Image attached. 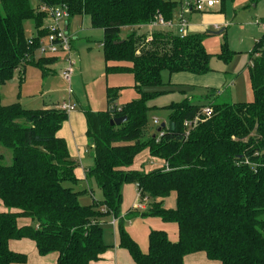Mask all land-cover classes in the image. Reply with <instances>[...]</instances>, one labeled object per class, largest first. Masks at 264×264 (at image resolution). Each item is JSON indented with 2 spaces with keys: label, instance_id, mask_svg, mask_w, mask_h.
<instances>
[{
  "label": "trees",
  "instance_id": "1",
  "mask_svg": "<svg viewBox=\"0 0 264 264\" xmlns=\"http://www.w3.org/2000/svg\"><path fill=\"white\" fill-rule=\"evenodd\" d=\"M227 1L221 0L222 8ZM257 1V0H256ZM48 5L67 4L70 17L88 14L92 26L104 30L106 72H131L139 98L115 102L120 87H108V107L84 109L87 136L91 139L94 177L103 192L101 200L82 204L74 185L78 163L67 141L57 132L68 119L59 107L28 109L21 102L2 103V86L17 69L47 65L55 57H33L47 14L30 0H0V143L10 148L11 164L0 154V201L14 211L0 210V264L24 263L27 255L10 248L11 239L31 238L39 254L58 252L57 264H90L109 248L101 219L112 214L119 221V246L129 251L135 264H185L188 254L204 251L213 264H264V35L251 56L254 98L248 102L212 100L213 114L186 135L185 121L207 104L189 99L172 102L168 122L161 131L149 132V101L166 92L162 72L212 71V53L205 34H178L153 29L122 37L125 26H149L158 16L172 20L174 0H39ZM33 20L37 33L28 38L25 22ZM121 41V42H120ZM256 53L259 55L254 56ZM234 56L224 43L219 57L229 63ZM127 116L120 125L112 118ZM163 158L166 165L144 171L130 169L145 149ZM138 184L150 203L145 215L176 222L177 241L168 232L152 229L149 249L126 230L121 216L123 185ZM68 183V184H67ZM177 193V207L166 208L163 198ZM30 217L35 224H19Z\"/></svg>",
  "mask_w": 264,
  "mask_h": 264
},
{
  "label": "rangeland",
  "instance_id": "2",
  "mask_svg": "<svg viewBox=\"0 0 264 264\" xmlns=\"http://www.w3.org/2000/svg\"><path fill=\"white\" fill-rule=\"evenodd\" d=\"M30 1L35 7L40 4L39 0ZM177 1L179 3L182 2L184 6L187 7V2L193 0ZM178 7L179 5L177 4L176 10ZM195 13L198 12L195 11ZM207 15H222L224 18L223 22L227 20L229 21V25L223 33H218L223 27L221 29H215L214 26L199 32L205 34L204 40L206 41L207 48L213 54L211 58V67L223 71L225 74L230 71L232 73V79L238 78L237 85L233 88V91L237 90V93L235 96L233 94V98L238 102L247 101L248 99L246 96L249 89L248 87L247 89L245 88L246 84L244 87V77L246 75V70L253 64L251 53L255 49L257 41L260 40L264 34L262 26L258 23V21L264 17V0H257L255 2L252 0H229L224 8H222V5H218L215 11L208 12ZM190 16L191 13L186 14L185 19L188 20V22L191 20ZM180 19V17L175 19V24L173 26H154V29L171 30L178 34H184L185 31L180 30ZM69 20L70 28L68 34L69 39H71V51L68 52V50L59 47L56 53L48 54V56H46V54H41V52L36 50L33 57L35 56L37 60L41 57L56 58L55 62L47 65V67L51 66L53 70L44 76L42 69L35 64L26 65L25 74H23L20 69H17L13 78L6 82L1 88L3 91V104L8 105L15 102H21V104L28 109H38L47 106L61 108L64 102L70 103V100H72L77 109L91 108L93 110H99L107 107L108 87H120L116 101L119 106L123 103L139 98L140 93L135 88L133 73L106 72L107 63L104 59L102 47L104 30L102 28L93 27L91 17L88 14H77L70 17ZM50 22L51 18L46 17L44 25L47 26ZM62 25L65 27L66 21H63ZM132 27V29L136 30L139 34L148 33L150 30V27L146 25ZM25 33L28 38H33L37 33L33 20H27L25 22ZM127 34H129V32L126 31V29L121 32L122 37H125ZM224 43H227L229 49L234 53V56L229 63L219 57V52L222 50ZM70 56L72 57L71 61H69ZM254 56H257V54ZM71 62L75 63L73 65V72L71 73L70 79L67 80L64 76L69 69ZM109 64H116V62ZM48 69L50 68L48 67ZM242 74H244V76ZM169 77L170 73L165 70L162 74L164 82H168ZM164 87H169V85H165L163 88ZM225 90L227 91V87ZM3 94L5 98L3 97ZM191 94H194V91H188V95L191 96ZM185 96L186 94L184 92L175 89V92L172 91L170 95L164 96V98L169 100L168 102H171V100H181ZM229 96V92L227 91L223 95L217 96L216 100L218 102H231ZM193 101L196 103H204L207 99L205 97H197L193 99ZM148 114L149 132L146 135V138L158 133L159 125L168 122L170 110L166 108L162 110L155 109L150 110ZM155 119H160L159 125L154 123ZM89 143V150L92 151L91 139L89 140ZM0 154L4 156L3 162L5 164L12 163V150L1 143ZM138 157L139 158L136 156L133 164L129 168H136L145 171L148 166L153 164V160L155 159L149 154V152H146V150L139 153ZM91 178L92 179L89 182L81 180L77 185H74L77 189H86V192L82 193L79 198L82 204L90 205L93 204L98 197H103V192L97 184L96 179L94 177ZM90 187L94 188L93 191ZM123 191L124 197L121 206V216L124 218L125 228L139 240V244L147 242L149 249V234L148 236L147 233L144 234L143 228L146 226L148 228L149 224L153 228H156L157 221L163 220L159 216L145 215L143 212H146V210H141L136 207L135 202L138 199V187L136 183H125L123 185L122 192ZM163 200V205L166 208H176V191H172L170 195L163 198ZM0 210L14 211V209L6 207L1 201ZM125 216L127 218H125ZM113 220L114 216L112 214H106L101 219L104 228V240L109 247H113L117 236H119V221L117 220V224L114 225ZM30 222L31 224H35V221L32 219H30ZM168 235L171 240H177L179 238L178 230L176 231V228L173 225L168 226ZM124 251V253H127V255L131 257L128 251Z\"/></svg>",
  "mask_w": 264,
  "mask_h": 264
},
{
  "label": "crops",
  "instance_id": "3",
  "mask_svg": "<svg viewBox=\"0 0 264 264\" xmlns=\"http://www.w3.org/2000/svg\"><path fill=\"white\" fill-rule=\"evenodd\" d=\"M174 1H176L180 7V8L178 7V9L175 10L174 19H172L174 24H175L174 20L177 19L178 17H180L181 14H183V16L186 17L187 13H191V16H190L191 20H190V22H188V20H187V25H186L185 30H184L185 33H187V34L191 33V32L199 33L202 30H204V29L206 30L209 27H213V26L215 29H221L223 27L218 32V33H223L229 25L228 20L223 22L224 18L222 17V15H207L208 12L215 11L216 7L218 5H221V3L216 4L215 6H213L211 8L208 7L205 10L200 11V10H197L195 8H192L191 6L185 7L182 2L179 3L177 0H174ZM252 1L255 2L256 0H252ZM38 6H37V8H38ZM206 10H208V11H206ZM195 11H197L198 13H195ZM262 19H264V17H262ZM166 27H169V26H166ZM66 28L69 31V28H70V20L69 19L67 20ZM132 28H133L132 26H125V27H123V30L126 29V31H128L129 33L136 31ZM204 44L207 48L205 40H204ZM102 47H103V43H102ZM112 62H116V64H111V65H130L129 62H124V61H109V62H106L107 63L106 65H110L109 63H112ZM48 67L51 69V70L49 69V72L53 70V68L51 66H48ZM25 71H26V68H25ZM163 72H162V74H163ZM23 74H25V73H23ZM242 75L244 76V74H242ZM245 77H246V79H245ZM245 77H244V87L246 84L245 88L247 89V87H248V89H249L248 94L246 96V98L248 100L247 101H240V102L252 101L254 98V94H253V90H252V83H251V66H249V68L246 70ZM237 82H238V78L232 79V73L230 71H228L227 74H225L223 71L216 70L215 68L214 69L212 68V71H210L206 74H195V73L187 72V71L170 73L169 81L165 82L166 83L165 85H169V87L163 88L164 90H166V92L163 93L162 95L157 96L156 98L150 100L149 105L152 107H156L155 108L156 110H158V109L162 110V109H165L164 108L165 106L170 105L172 102H180L186 98L191 100L192 102H194L193 99H195L197 97H205L207 99L206 102L197 103V104H207L208 105L210 103V101L216 100L217 96L223 95L227 91L229 92V95H230L229 97L231 99V102H238L237 100L235 101L233 98V94L235 96L237 93V90L233 91V88L236 87ZM226 87H227V91L225 90ZM180 88H182V89H180ZM175 89H177L181 92H184L186 94V96L181 100L177 99V100H171V102H168L169 100H166V98H164V96L170 95L172 91L175 92ZM188 91H192V92L194 91V94H191V96H189ZM2 93H3V91H2ZM3 97H4V94H3ZM160 97H162V98H160ZM194 103H196V102H194ZM70 104H72L73 108L70 111H67L68 112V119L63 123V126L57 132V135L59 137L64 138L67 141L69 151H70V155L78 163V166L75 169V173L79 179L78 183L81 180H85V181L89 182L92 178H91V176L88 175V170L91 167H93V165H94V152H92L93 151V145L91 146L92 151L89 150V144L90 143H89V138L87 136L86 116H85L84 109H77V107H75V103L72 102V100H70ZM115 104H116V106L120 107L117 104V102H115ZM47 107H49V106H47ZM50 107H53V106H50ZM107 107H108V104H107ZM106 108L99 109V110H104ZM159 121H160V119H159ZM155 124H158V123H155ZM145 150H146V152H149V154H150V151L148 148ZM138 155H137V158H139ZM153 157L155 158L153 160V164L148 166L146 168L147 170H145V171H151L152 169L160 168V167H163L166 165L165 159L155 157V156H153ZM156 158H158V159H156ZM130 169H136V168H130ZM138 170H140V169H138ZM90 185L92 186L91 183H90ZM136 185L138 187L137 183H136ZM75 189L78 191H82L80 193V195L82 193L86 192V189L85 190L77 189V188H75ZM90 189L93 191L94 188L90 187ZM137 196L139 198V187H138ZM123 197H124V191H123ZM79 198H80V196H79ZM102 198L103 197H98L96 200H101ZM163 202H164V200H163ZM135 203L136 204L138 203V199ZM149 203H150V200L148 199L146 204L148 205ZM146 209H141V210H146ZM129 214H132V213H129ZM128 215H127V217H128ZM127 217L125 216V218H127ZM30 219L31 218H29V217H21V218H19V224L20 225L31 224ZM113 221H114V225H116L117 219L115 217H114ZM34 225L37 226V224H34ZM169 225H173L176 228V231L178 230V233H179L178 224L176 222L171 223L169 221H164V220L163 221H157V224L155 226L156 228H153L149 224L148 228H147V226L143 228V232H144V234L147 233V236L152 229H161V230H165L168 232V226ZM130 234L132 235L131 232H130ZM132 237L136 241H138V243H140L139 240L134 235H132ZM177 240H173V241H177ZM9 244H10V248L12 250L22 252V253H25L27 255V261L26 262H24V263H13V264H57L59 253L58 252H51L47 255L39 254L36 242L34 240H32L31 238L24 237V238H20V239H11ZM140 245H141V248L144 252L148 251V243L147 242H142V244H140ZM145 249H147V250H145ZM124 250L128 251L127 249L119 246V240H118V236H117L115 244L113 245V247H109L107 249V251L101 256V258L99 260L91 261L90 264H135V261H134L133 257L131 256V254L129 253V251H128V253L130 254L131 257H129V255H127V253H124L125 252ZM213 263H215V262L211 261L207 257V254L204 251L191 253V254L186 255V257H185V264H213Z\"/></svg>",
  "mask_w": 264,
  "mask_h": 264
},
{
  "label": "built area",
  "instance_id": "4",
  "mask_svg": "<svg viewBox=\"0 0 264 264\" xmlns=\"http://www.w3.org/2000/svg\"><path fill=\"white\" fill-rule=\"evenodd\" d=\"M187 1V0H186ZM188 7L191 6L192 8H195L197 10H205L206 8H211L215 6L216 4H220L221 0H193L191 2H187ZM39 11H43L47 14L46 17L51 18V22L44 27L47 28V33L40 37L39 40V47L38 51L41 52V54H54L58 51L59 47H62L64 50H68V52L71 51V45L69 39L68 30L65 27H63L62 23L63 21H66L70 18V13L68 9L67 4H56V5H48L46 3H41L38 6ZM180 29L182 31L185 30V27L187 25V20L183 16V14L180 15ZM258 23L262 26L264 30V19H260ZM174 22L172 20H166L163 18V16H158L154 22L149 24L150 28H154V26H173ZM259 41V40H258ZM259 55V53H257ZM72 60V57H69V61ZM75 62L70 63L69 69L65 73V78L67 80L70 79L71 73L73 72V65ZM71 92V90H70ZM62 109L66 111H70L73 106L70 103H64L61 106ZM213 114V107L211 105H206L203 107V109L191 120L185 121V127H186V135L188 136L190 134V131L194 129L202 120L203 118H209ZM155 123L160 124L159 119H155ZM148 200V197H145L141 194V191L139 189V198L138 203L136 206L141 209H146L148 205L146 204Z\"/></svg>",
  "mask_w": 264,
  "mask_h": 264
},
{
  "label": "water",
  "instance_id": "5",
  "mask_svg": "<svg viewBox=\"0 0 264 264\" xmlns=\"http://www.w3.org/2000/svg\"><path fill=\"white\" fill-rule=\"evenodd\" d=\"M121 42V41H120ZM127 119V116L124 115V116H120V117H116V118H112L110 120L111 124L114 125V124H117V125H120L122 124L125 120ZM166 125V123H163L162 124V127H164ZM162 127H159V130L158 131H161L162 130Z\"/></svg>",
  "mask_w": 264,
  "mask_h": 264
}]
</instances>
